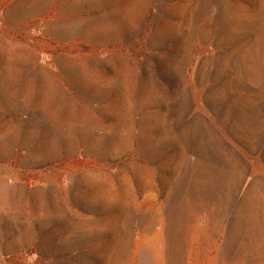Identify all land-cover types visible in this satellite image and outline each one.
I'll return each mask as SVG.
<instances>
[{
  "label": "rangeland",
  "instance_id": "obj_1",
  "mask_svg": "<svg viewBox=\"0 0 264 264\" xmlns=\"http://www.w3.org/2000/svg\"><path fill=\"white\" fill-rule=\"evenodd\" d=\"M0 264H264V0H0Z\"/></svg>",
  "mask_w": 264,
  "mask_h": 264
},
{
  "label": "trees",
  "instance_id": "obj_2",
  "mask_svg": "<svg viewBox=\"0 0 264 264\" xmlns=\"http://www.w3.org/2000/svg\"><path fill=\"white\" fill-rule=\"evenodd\" d=\"M222 243V242H221ZM219 246H220V244H219Z\"/></svg>",
  "mask_w": 264,
  "mask_h": 264
}]
</instances>
